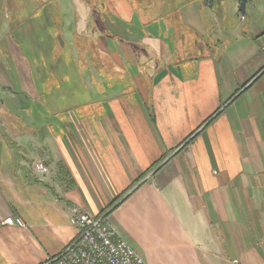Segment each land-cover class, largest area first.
<instances>
[{
    "label": "crops",
    "instance_id": "crops-1",
    "mask_svg": "<svg viewBox=\"0 0 264 264\" xmlns=\"http://www.w3.org/2000/svg\"><path fill=\"white\" fill-rule=\"evenodd\" d=\"M263 46L264 0H0V264L80 212L147 264H264Z\"/></svg>",
    "mask_w": 264,
    "mask_h": 264
},
{
    "label": "built area",
    "instance_id": "built-area-1",
    "mask_svg": "<svg viewBox=\"0 0 264 264\" xmlns=\"http://www.w3.org/2000/svg\"><path fill=\"white\" fill-rule=\"evenodd\" d=\"M243 20L244 16L240 15ZM264 52V46L262 47ZM264 68V66H263ZM34 169L46 173V165L38 161ZM6 224L15 223L13 218ZM70 223L76 226V235L56 255L47 257L39 264H147L143 257L104 218L87 212L75 213ZM227 264H241L237 259Z\"/></svg>",
    "mask_w": 264,
    "mask_h": 264
},
{
    "label": "water",
    "instance_id": "water-1",
    "mask_svg": "<svg viewBox=\"0 0 264 264\" xmlns=\"http://www.w3.org/2000/svg\"><path fill=\"white\" fill-rule=\"evenodd\" d=\"M239 10H240L241 12L244 11V1H241L240 5H239Z\"/></svg>",
    "mask_w": 264,
    "mask_h": 264
}]
</instances>
